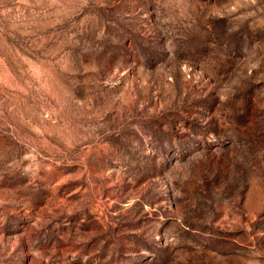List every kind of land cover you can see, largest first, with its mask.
I'll return each mask as SVG.
<instances>
[{
	"label": "rangeland",
	"instance_id": "rangeland-1",
	"mask_svg": "<svg viewBox=\"0 0 264 264\" xmlns=\"http://www.w3.org/2000/svg\"><path fill=\"white\" fill-rule=\"evenodd\" d=\"M0 264H264V0H0Z\"/></svg>",
	"mask_w": 264,
	"mask_h": 264
}]
</instances>
